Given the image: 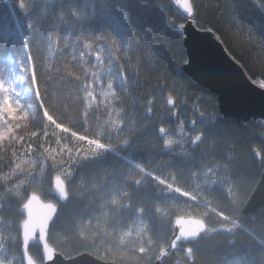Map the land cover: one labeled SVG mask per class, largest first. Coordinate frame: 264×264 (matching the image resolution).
Listing matches in <instances>:
<instances>
[{
    "label": "trees",
    "instance_id": "obj_1",
    "mask_svg": "<svg viewBox=\"0 0 264 264\" xmlns=\"http://www.w3.org/2000/svg\"><path fill=\"white\" fill-rule=\"evenodd\" d=\"M25 2L31 4L32 0ZM46 2L47 0H40L38 11H43ZM69 3L72 11L78 14L99 13L104 10L120 18L122 22L126 16L127 27L133 33V36L128 38L132 51L127 53L133 58V71L126 88L125 103L116 105L127 113L118 119H124L128 127L119 137L113 136L111 139L110 143L115 152L105 167L95 168L89 165L87 169L80 170L75 179L66 181L71 199L68 203H57L58 220L49 226L48 242L65 257L89 252L115 264H153L160 247L167 246L172 233L169 228L172 229V221L176 216L199 217L211 229L221 225L231 227L228 221L219 216L221 211L232 221H236L237 216L242 217L240 224L253 229L258 238L264 236V222L261 220V211H264V208L253 216H245L241 212L244 202L264 169V163L260 162L261 158H264V122H237L231 118H222L216 107L215 95L180 72L179 67L185 62V51L183 36L179 34L178 26L182 25L185 19L173 7L171 1L123 0L122 10L117 6L118 0H76L74 3L72 0H66L65 18L68 25H61L62 47L63 36L67 34L74 19L67 11ZM191 3L197 25L210 28L251 79L264 80V8L260 7L264 0H191ZM27 23V15L19 8L18 0H0V74L5 78L8 66L16 72L20 71L13 56V45L18 36V25L26 30ZM68 39L71 43L73 37ZM136 41H139V48L136 47ZM70 51L71 48L66 49L64 55L67 56ZM43 54L48 55L46 51ZM76 55L79 59L78 51ZM10 59L13 61L11 64ZM83 60L86 61L84 66L90 71H98L104 82L103 88H97V101L108 103L111 98L104 100L99 95L102 91H108V65L105 64L102 69L92 67L95 64L94 53L86 54ZM137 61L140 62L138 65ZM58 62L62 64L64 61L60 59L59 52H54L52 57L45 61L44 66L47 68L51 65L50 70L54 77L51 88L58 89L62 102L67 104L65 110L72 114L73 105L76 104L78 96H83V92L79 91L78 82L61 80L56 75ZM17 90L23 97L24 87L19 82ZM116 90L119 92V87ZM168 98L173 99L174 107L167 106ZM21 102L23 103V99ZM149 108L152 109L150 117L147 116ZM29 115L30 119L39 117L35 108L30 110ZM191 121L194 122L192 127L189 126ZM181 122L184 123L186 135L180 142L173 143L170 148L166 147L164 137L162 139L158 136L157 128L164 126L169 134L176 130L177 125L180 127ZM34 130L36 128L30 125L29 131ZM74 130L84 134L83 130ZM98 130V125L93 121L88 131L90 138L92 133ZM130 133L135 137L134 145L132 148H125L121 141L128 138ZM202 133L203 142L191 147L189 137L193 140V135ZM127 159H131L133 164L143 165L146 171L153 172L154 175L168 177L169 183H173L171 177L175 176L173 187L196 195L200 202L183 197L177 200L176 194L157 200L151 188L155 181L144 179L142 172L126 163ZM224 165L235 173L232 176L234 187L230 200H225L221 190L212 185L211 181L216 179L215 176H209L205 183L206 178L203 175L208 167L216 166L222 169ZM7 171V168H0V172ZM192 172H197L198 177L193 178ZM125 173L129 175L123 181L122 191L128 192L131 200L118 198L117 203L131 204L132 208L130 211L120 207L112 210L109 201L115 184L113 178ZM56 175H61L64 179L61 173L53 172L45 176L42 182L39 178L32 180L28 194L37 193L43 200L56 202L53 195L47 194L51 190L52 178ZM223 175V171L217 173V176ZM135 179H143V183L133 187ZM19 183V179L6 181L0 177V203L4 205L0 210V222L4 227H10V232L15 235L17 254L20 241L16 225L23 219V216L17 213L19 204L16 202L15 185ZM197 185L200 187L197 188ZM139 207H145V215L137 214ZM157 207L161 209L157 214L159 229L149 227L148 233L145 234V239L151 238L155 242L154 247L148 253L133 254L130 251L133 245L127 239L121 243L120 236L133 221L137 225L141 221L149 224L148 213L154 212ZM105 211L109 213L107 217L101 215ZM117 215L123 217V223L116 222ZM252 219L256 220L255 224L250 223ZM113 228L116 229L115 233ZM136 231L134 228V237ZM202 237L204 238L188 244L193 248L191 263L184 257L183 250H179L174 257L165 259L162 264H223L215 250L232 247L233 237L226 232ZM237 246L244 247L251 253L254 264H264V256L258 250L248 249L245 245ZM29 253L37 263H41L37 243L29 247ZM18 264H23L21 258Z\"/></svg>",
    "mask_w": 264,
    "mask_h": 264
},
{
    "label": "snow or ice",
    "instance_id": "obj_2",
    "mask_svg": "<svg viewBox=\"0 0 264 264\" xmlns=\"http://www.w3.org/2000/svg\"><path fill=\"white\" fill-rule=\"evenodd\" d=\"M65 2L66 0H47L43 11H38L40 0H32L31 4L26 3L25 0H18L19 8L28 18L26 30L23 26L18 25V36L13 45V56L20 71L16 72L10 68V78H5L3 74H0V97H2L0 98V168L8 169L6 173L0 172V177L6 181L12 179L21 181L15 185L16 202L19 204L17 213L19 216H23L26 211L27 218L17 223L16 230L18 233L22 230V245L25 253L30 241H35L37 244L42 243V255L49 253V223L57 222L59 212L56 205L49 204L46 206L47 212L42 217H33L32 204L38 198L35 193L28 194L31 181L39 178L42 182L45 176L51 175L53 172L61 173L64 179H61V175H56L55 187L47 194L68 203L71 196L66 181L75 179L80 174V170L87 169L89 165L95 168L105 167L115 152L114 146L110 143L111 139L113 136L119 137L128 127L124 119H118L127 113L116 106L125 103L126 88L131 81L133 71V58L127 55L132 51L128 38L133 36V33L127 27L126 16L122 22L120 18L104 10L99 13L78 14L72 11L71 3H69L67 11L74 19L68 27L67 34L63 36L62 47L61 25H68V20L65 18ZM72 2L74 3L76 0H72ZM117 6L124 10L123 0H118ZM260 7L264 8V4H261ZM184 8L188 13L193 12L192 5L185 3ZM183 28V25H179L178 31ZM179 34L183 35V32L179 31ZM68 37H73L71 43ZM135 43L139 48V41ZM68 48H71V51L65 56L64 52ZM45 51L48 53L47 56L43 54ZM77 51L79 59L76 55ZM54 52H59L60 59L64 61L62 64L58 62L59 66L55 69L56 75L61 80L69 79L78 82L79 91L83 92L82 97H77L72 114L65 110L67 104L62 102L61 96L58 95V89L51 88L54 78L50 70L51 65L47 68L44 66L45 61L50 59ZM91 53H94L95 59V64L92 67L102 69L105 64L108 65V91L99 93L104 100L111 98L108 103L97 101V88L104 87V82L98 71H90L84 66L86 61L83 58L86 54ZM12 62L10 59L9 63ZM139 63L137 61V65ZM136 71L138 73V67ZM17 82L24 87L23 97L17 90ZM117 87L120 89L119 92L116 90ZM260 87L264 88V80L260 82ZM168 103L174 107L171 100ZM33 108L39 113L38 119H30L29 112ZM151 112L152 109L149 108L148 113ZM101 117L105 118L101 119ZM93 121L98 125L99 130L93 132L90 138L88 131L92 127ZM30 125L36 130L29 131ZM74 129L83 130L84 134ZM179 134L185 135L183 122L180 124ZM158 135L163 139L168 135V131L161 127L158 129ZM203 138V133L195 136L194 140L189 137L193 145L202 143ZM134 139L135 137L130 133L128 138L121 141V144L125 148H132ZM163 142L169 148L175 143L172 139H164ZM260 162L264 163V158H261ZM126 163L142 172L144 179L155 181L151 188L157 200L176 194L177 200L183 197L193 202H200L196 195L173 187L176 181L175 176L171 177L173 183H169L168 177L162 178V176L154 175L153 172L146 171L143 165L133 164L131 159H127ZM220 171H223V176H217ZM234 174L227 165H224L222 169L216 166L208 167L203 173L206 178L205 183L209 176L216 177L211 183L221 190L225 200H230L233 195L232 176ZM127 175L129 173L113 178L115 184L109 201L112 210L120 207L130 211L132 208L131 204L118 205L117 203L118 198L131 200L130 194L122 191L123 181ZM198 175L197 172H192L193 178H197ZM142 183L143 179H135L133 187H138ZM199 187L197 185V188ZM9 191L12 190L9 189ZM205 206H208L206 202ZM3 208V203H0V210ZM136 211L140 216L145 215V207H139ZM160 212L161 209L157 207L154 212L148 213L149 224L141 221L137 225L133 221L127 226V230L123 231L120 242L124 243L127 239L133 245L130 249L133 254H145L151 251L155 242L151 238L145 239V234L148 233L149 227L159 229L157 214ZM101 215L107 217L109 213L105 211ZM219 216L228 221L231 227L225 228L224 225H221L219 228L213 229L212 232L214 234L226 232L233 237L232 247L215 250V254L220 257L223 264H254L251 253L237 245L256 249L264 256V236L258 238L253 229L240 224L239 220L242 218L240 216H237L236 221L225 216L223 211L219 212ZM261 220L264 222V211H261ZM116 222L123 223V217L117 215ZM250 223L255 224L256 220L252 219ZM176 224L179 225V235L171 240L167 249L163 246L160 247L159 255L156 256L157 261L161 260L163 256L169 255L170 250H181V243H195L197 240L203 239L201 233L207 231L203 223H199L193 229H185L179 219L176 220ZM134 228L137 229L135 237L133 236ZM169 230L172 229L169 228ZM112 231L115 233L116 229L113 228ZM80 235L84 238L83 233ZM0 248H3L2 244H0ZM186 251L189 256L193 255V248L189 247ZM47 258L51 260L52 256L47 255ZM0 264H6L4 258H0ZM28 264H34L31 256L28 257Z\"/></svg>",
    "mask_w": 264,
    "mask_h": 264
},
{
    "label": "water",
    "instance_id": "obj_3",
    "mask_svg": "<svg viewBox=\"0 0 264 264\" xmlns=\"http://www.w3.org/2000/svg\"><path fill=\"white\" fill-rule=\"evenodd\" d=\"M171 3L185 19L183 24L184 28L181 29V31L183 32V47L186 57L185 62L187 63L184 62L181 64L179 68L180 71L193 83L215 95L217 109L222 118H231L237 122H248L249 120H260L264 122V88L260 87L261 81H255L247 75L240 63L229 54L221 40L211 29L199 27L196 24L194 20V9L192 13H188L184 8L185 3L192 5L191 0H171ZM169 100L173 102V99L169 98L167 100L168 107H172V105L168 103ZM147 114L149 116L151 113L149 114L147 112ZM190 125H192V123ZM191 146L194 145L191 143ZM54 187L55 177L52 178L51 189ZM35 195L38 199L32 204L33 217L40 218L47 212V205L56 204L52 201L41 199L36 193ZM54 197L56 198V196ZM56 200L60 204L64 203L57 198ZM261 208H264V169L255 187L246 199L242 208V213L249 215L257 212ZM26 218L27 212L25 211L23 219ZM177 219L183 223L185 229H193L197 227L199 223H203L204 227L207 229L203 219L195 216L179 215L173 220V232L168 244L176 235H179V225L176 224ZM50 224L51 222L49 226ZM205 234L206 232H203L201 236ZM22 239L23 233L21 230L20 252L24 264H28V257L31 255L28 252V248L25 253ZM34 242L35 241H30L29 245ZM189 243L192 242L181 243L180 248H182V245H186L183 250L184 256L188 262L191 263L192 257L189 256L186 251L187 248H189V246H187ZM38 245L42 256V264H114L110 261L100 260L88 252H82L72 257H65L60 252L56 251L49 242V253L47 255H51L52 259L48 260L47 255H42V243ZM157 255H159V252ZM174 255L175 250H170L169 255L163 256L159 261L155 259L153 264H161L165 258ZM34 264H36L35 261Z\"/></svg>",
    "mask_w": 264,
    "mask_h": 264
},
{
    "label": "rangeland",
    "instance_id": "obj_4",
    "mask_svg": "<svg viewBox=\"0 0 264 264\" xmlns=\"http://www.w3.org/2000/svg\"><path fill=\"white\" fill-rule=\"evenodd\" d=\"M10 67H7V78H10ZM176 128L175 131L170 132L168 135L164 136V139H172L175 142L181 141L183 136L179 134V125ZM164 127V126H163ZM166 128V127H165ZM186 135V131H184ZM195 135H193L194 137ZM163 139V140H164ZM10 227H4L0 222V244L3 245V248H0V258H4L6 261V264H18L19 263V254H17L15 246V235H13L11 232Z\"/></svg>",
    "mask_w": 264,
    "mask_h": 264
},
{
    "label": "bare ground",
    "instance_id": "obj_5",
    "mask_svg": "<svg viewBox=\"0 0 264 264\" xmlns=\"http://www.w3.org/2000/svg\"><path fill=\"white\" fill-rule=\"evenodd\" d=\"M170 1H171V0H170ZM173 7H174V6H173ZM216 36H217V35H216ZM217 37H218V36H217ZM180 72H181V71H180ZM193 139H195V137H193ZM261 209H262V208H261ZM259 210H260V209H259ZM259 210H258V211H259ZM258 211H257V212H258ZM241 212H242V210H241ZM257 212L252 213V214H249V215H245V214H243V213H242V214L245 215V216H253V215L257 214ZM205 224H206V226H207L206 235H210V234H212V233H213V232H212L213 229H211V228L207 225L206 222H205ZM218 228H219V227H218ZM225 228H227V227H225ZM184 248H185V247H183V250H184ZM156 256H157V255H155V259H156ZM155 259H154V261H155Z\"/></svg>",
    "mask_w": 264,
    "mask_h": 264
},
{
    "label": "flooded vegetation",
    "instance_id": "obj_6",
    "mask_svg": "<svg viewBox=\"0 0 264 264\" xmlns=\"http://www.w3.org/2000/svg\"><path fill=\"white\" fill-rule=\"evenodd\" d=\"M20 248V247H19Z\"/></svg>",
    "mask_w": 264,
    "mask_h": 264
}]
</instances>
